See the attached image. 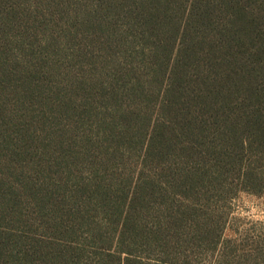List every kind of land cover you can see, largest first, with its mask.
Returning a JSON list of instances; mask_svg holds the SVG:
<instances>
[{
    "label": "rangeland",
    "instance_id": "1",
    "mask_svg": "<svg viewBox=\"0 0 264 264\" xmlns=\"http://www.w3.org/2000/svg\"><path fill=\"white\" fill-rule=\"evenodd\" d=\"M0 264H264V0H0Z\"/></svg>",
    "mask_w": 264,
    "mask_h": 264
}]
</instances>
